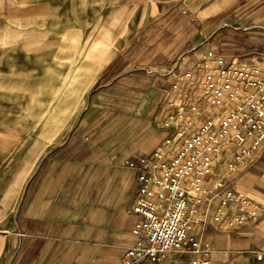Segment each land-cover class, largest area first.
<instances>
[{
  "label": "crops",
  "instance_id": "1",
  "mask_svg": "<svg viewBox=\"0 0 264 264\" xmlns=\"http://www.w3.org/2000/svg\"><path fill=\"white\" fill-rule=\"evenodd\" d=\"M153 1L120 4V10H133L136 19L101 70L109 86L110 124L81 122L33 168L19 198L11 199L18 202L10 226L0 229V264H121L123 252L136 242L130 231L138 220L130 211L135 175L123 163L151 154L169 137L170 130L164 129L169 100L177 97L184 106L192 104L193 89L179 80L182 74L200 68L206 52L239 64L264 60V30H251L241 41L232 39L233 44L223 46L219 35L205 34L186 4H154L161 8L150 14ZM143 14L147 18L139 22ZM216 113L213 108L185 117L197 118L199 125ZM228 157L227 151L218 154L204 183L209 192L199 204L189 205L190 234L205 245L207 255L199 259L208 264H264V152L230 176ZM217 178L224 184L213 189ZM231 189L252 201L258 215L255 223L226 231L212 218ZM192 257L174 252L163 264H187Z\"/></svg>",
  "mask_w": 264,
  "mask_h": 264
},
{
  "label": "rangeland",
  "instance_id": "2",
  "mask_svg": "<svg viewBox=\"0 0 264 264\" xmlns=\"http://www.w3.org/2000/svg\"><path fill=\"white\" fill-rule=\"evenodd\" d=\"M125 2L0 0V229L10 226L18 202L11 199L33 168L74 127L110 124L101 70L136 19L119 9ZM173 3L186 4L223 46L264 30V0H155L150 14Z\"/></svg>",
  "mask_w": 264,
  "mask_h": 264
},
{
  "label": "built area",
  "instance_id": "3",
  "mask_svg": "<svg viewBox=\"0 0 264 264\" xmlns=\"http://www.w3.org/2000/svg\"><path fill=\"white\" fill-rule=\"evenodd\" d=\"M201 67L182 78L192 86L193 102L184 106L177 97L165 105L167 137L153 152L123 167L135 175L136 199L131 212L138 217L131 229L135 243L121 257V264H163L169 254H193L187 264H208L205 245L190 234L189 205L199 204L209 192L205 181L212 175L218 154L227 151L226 174L250 165L255 154L264 152V60L237 63L206 52ZM202 80L196 81L197 76ZM176 90V85L172 86ZM216 108L218 113L198 125L197 118ZM224 182L217 178L213 189ZM230 212V213H229ZM258 209L243 194L224 193L213 215V224L226 231L255 223ZM260 261V256H256Z\"/></svg>",
  "mask_w": 264,
  "mask_h": 264
}]
</instances>
